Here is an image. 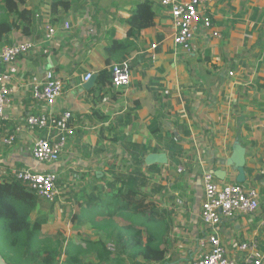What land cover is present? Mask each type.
Returning <instances> with one entry per match:
<instances>
[{
  "label": "crops",
  "instance_id": "0c3cea01",
  "mask_svg": "<svg viewBox=\"0 0 264 264\" xmlns=\"http://www.w3.org/2000/svg\"><path fill=\"white\" fill-rule=\"evenodd\" d=\"M69 1L72 9L64 12L59 8L57 13H52L51 10L53 0L33 2L27 7L34 10L39 17H36L32 33L24 35L18 31L10 37V40L14 39V41L41 38L45 32L44 25L47 23H53L62 29L55 45L35 49L12 65L14 80L18 86L11 109L14 121L3 125L0 145L3 146L2 140L13 131L15 126L23 122L22 114L29 113L33 100V83L41 82L47 72H52L55 78L64 82L66 86L63 97L58 100L54 108V113L71 112L72 126L75 130V135L69 141L60 163L52 171L59 174L60 188V175L67 178L68 168L74 167L72 169L79 171L74 177H85L87 186H76L72 190L77 195L94 196L90 205L83 204L81 199L71 203L72 226H76L85 216L82 211L92 209L90 226L105 230L109 221L105 203L110 200L107 193L110 191L108 184L113 181V173L128 174L135 169L132 154L125 149L130 147L131 142L147 147L146 159L150 154H155L153 152L155 148L159 149V153L166 154V147L173 140H177L180 153L177 154L176 160L180 165L173 164L175 168L170 169L172 162L166 154L168 163L156 164L158 167L151 170V173L163 174L165 179L171 173L174 174L178 177L177 183L180 185L177 186L178 184L173 182L170 189L176 196L181 194L193 201L189 207V218L181 217L178 220L185 228L182 233L183 241L191 242L196 237L197 241L203 238L206 231L200 219L204 197L203 174L207 171L224 170L226 178L230 177L233 180L232 184H235L237 172L223 164L231 158L234 144L239 142L246 148L247 184L244 185L260 192L261 209L254 216H236L223 222L219 230L220 240L232 254H234V245L257 241L258 253L264 255V176L260 174L264 168L260 169L259 174H255L254 168L250 169L252 156L258 157L263 151H259V146L257 152H254L248 145L252 129L248 127L247 115L255 108L252 103L253 91L239 94L238 86H242L243 82L232 71L229 72L234 75L230 77L232 81H227L229 76H223L221 71L218 75L205 76L183 74L180 71L181 76L177 78L165 72L162 76L158 75L161 70L166 69L164 58L170 57V50L174 52L172 21L168 15L158 10H155V27L144 30L133 39L127 36L129 27L126 21L137 5L136 1ZM218 19L214 15L212 28L198 40L200 47L201 40H208L214 32H218L216 27ZM65 23L70 24L68 32H63ZM112 41L128 47L117 56H108L104 50ZM153 45H157L156 50L152 49ZM173 56H176V53ZM187 56H196V54ZM106 59L111 60V65L116 62H127L131 65L132 83L128 88L116 89L97 85L99 72L106 68ZM90 73L96 76L95 83L89 89H84L85 76ZM100 89L103 90L101 97ZM171 90L174 99L168 104V99L166 100L165 97ZM36 111L45 110L43 106H39ZM262 117L264 120V114ZM45 135L46 133L41 131L26 132L12 147L4 146L12 152L5 157L0 156V179L14 177L13 173L17 169L33 167L34 140ZM37 169L42 170L40 167ZM145 169L147 170L143 167V172ZM90 174H93L98 184L102 185V187L98 186V190L93 189L94 186L90 187L88 182ZM67 194L68 187H65L64 192H60V196L65 195L64 199H66ZM60 203L54 208L55 211H59L58 215L57 213L54 215V218L56 215L58 217L55 219L56 222H60L64 216L62 213L68 211L67 208H60ZM123 218L116 217L114 223L119 227L133 225L137 230L134 222L131 221L135 219H128L130 223ZM106 219V224L102 226L101 222ZM118 220L125 224H120ZM50 238L68 244L64 247V252L70 247L69 245L72 249L88 251L89 242H101L105 244L107 250L110 242L115 243L106 232L85 236L67 234L63 238L56 236ZM197 241L186 246L183 244L178 248L179 253L175 254L170 252L168 254L167 248V264H190L199 258L201 252L198 250ZM108 252L111 254L110 259L103 264H123L121 258L127 259L124 251L119 255H114L109 250ZM64 257L66 258L65 255L62 256ZM97 258L96 251L92 250L85 253L81 260L83 262L86 259L90 261L89 264H98Z\"/></svg>",
  "mask_w": 264,
  "mask_h": 264
},
{
  "label": "built area",
  "instance_id": "2783aa9c",
  "mask_svg": "<svg viewBox=\"0 0 264 264\" xmlns=\"http://www.w3.org/2000/svg\"><path fill=\"white\" fill-rule=\"evenodd\" d=\"M137 3L150 2L154 10L168 15L173 24V49L176 54L195 55L198 52V40L212 28L213 14L211 7L216 0H134ZM39 17L38 15L36 16ZM70 30L65 23L63 32ZM41 38L15 40L12 44H0V122L14 121L11 113L18 86L15 83L12 65L20 58L29 55L35 49H43L57 43L62 31L53 23L44 25ZM218 37L219 33L214 32ZM157 45L152 49L156 50ZM131 66L127 62L114 63L110 66L112 86L116 89L128 88L132 83ZM234 76L233 73H230ZM93 75L85 76L89 82ZM65 84L47 72L41 82L32 85V104L27 115L22 114L23 122L14 127L13 131L2 140V145L12 147L26 132H45L44 137H37L32 147L34 166L14 171V177L43 201L56 204L60 199L59 174L52 171L60 163L61 157L75 135L72 126V113H54V108L65 93ZM43 106V112L36 108ZM45 166L46 171L38 170ZM264 176V170L261 171ZM202 187L204 192L200 219L206 228L203 238L197 241L201 256L190 264H264V255L258 253V242L250 241L234 245L233 251L225 247L219 230L223 222L236 216L250 217L258 214L262 196L253 188L244 184H226L219 180L213 171L203 174ZM108 250L119 255L122 250L116 242Z\"/></svg>",
  "mask_w": 264,
  "mask_h": 264
},
{
  "label": "trees",
  "instance_id": "16d2710c",
  "mask_svg": "<svg viewBox=\"0 0 264 264\" xmlns=\"http://www.w3.org/2000/svg\"><path fill=\"white\" fill-rule=\"evenodd\" d=\"M67 12L72 9L69 0H53L52 13L58 10ZM156 13L153 5L146 1L137 3L130 18L126 21L129 27L128 38H137L144 30L155 27ZM36 14L30 10L25 0H0V44H12L10 40L13 33L21 31L24 35H30L34 28ZM213 20V19H212ZM125 44L112 41L104 50L108 56H117L126 49ZM120 63V62H119ZM106 68L99 72L97 85L112 86L111 60L106 59ZM131 69V68H130ZM103 90L100 89V97ZM6 123L0 122V134ZM132 154L134 171L128 174L113 173V181L108 184L110 200L105 203L109 221L105 226V232L112 238H117L122 252L128 253L132 259H140L148 264H167V251L165 237L168 233V223L164 221L157 211L156 205L141 194L140 189L145 177L143 167L148 171L155 169L156 165L146 166L145 156L148 152L146 146L133 142L130 147H125ZM159 153V149H153ZM178 150L177 140H173L166 147V154L172 164L180 165L176 160ZM259 178L261 176H258ZM178 184L177 186H179ZM177 190V189H176ZM175 190V192H176ZM44 202L35 192L28 189L23 182L15 177L0 179V253L7 264H59L63 255L67 258L65 264H84L82 257L92 250L96 251L98 264L108 262L111 254L105 244L101 242H89L90 250L82 251L67 248L63 252V243L54 241L50 236L42 238L44 226L49 224V216L44 215ZM53 206V205H50ZM53 211L51 209L52 214ZM37 215L34 218V215ZM116 217L135 220L139 230L133 225L119 227L114 223ZM146 235L145 242L140 237Z\"/></svg>",
  "mask_w": 264,
  "mask_h": 264
},
{
  "label": "rangeland",
  "instance_id": "374dc122",
  "mask_svg": "<svg viewBox=\"0 0 264 264\" xmlns=\"http://www.w3.org/2000/svg\"><path fill=\"white\" fill-rule=\"evenodd\" d=\"M37 1L40 0H25L27 6H30L33 2ZM211 9L213 16L215 15L219 18V22L216 21L219 36H212L208 40H201L199 43L201 44V47L198 45L199 50L196 52V56H187L181 52L176 54V56H173L175 52L170 50V57L164 58L166 69L161 70L158 75L162 76L165 72L173 74L177 78L178 76H181L180 71H182L183 74L188 73L190 75L197 76H205L209 74L218 75L221 71L223 72V76H229L227 81H232L230 77L234 76H231L229 72H234L235 76L240 78L242 80L241 82H243L241 83L243 84L242 86H238L239 94H248V91H253L252 103L255 108L249 111V114L247 115L249 118L248 127H251L252 129L250 131V141L248 145H250V150L252 149L254 152H257L256 149L259 146V151H263V153L258 155V157L252 156V159H250V169L254 168L253 170L255 171V174H259L260 169L262 170L264 168V120H262V116L264 114V0H216V3L211 7ZM12 41H14V39ZM173 66H178V68H173ZM169 92L170 93L166 94L165 99H168V104H171V101L174 99V94L172 90ZM11 152L12 151L9 148L0 145V156L3 155L5 157V155H9ZM39 167L42 168V170L48 169L45 166ZM72 168L74 167L68 168L66 174L67 178L61 177L60 175L61 182L59 190L64 192L65 187H68L67 198L64 199L65 195H61L62 199L60 197L59 202L56 204L44 202L43 209L45 211L42 216H49L50 222L44 226L42 238L44 236H56L63 238L67 234H72V236H85L87 234H99L100 232L105 233V230L103 231L90 226L89 220L91 219V214L93 213V211H91L92 209H89V211H82L81 213L85 215L83 217L84 220L82 218L81 221H78L76 226H72L73 218L70 208L73 202L81 199L83 200V204L90 205L92 204L91 198L94 197L93 195L88 194L77 195L75 191L72 190V188L76 186H87L85 177H74V174L79 171H75ZM166 168L168 169L169 167ZM173 168H175V166L170 163V169ZM113 170L116 171L114 168ZM253 170L251 171L253 172ZM133 171L134 170H132V172ZM151 172L152 171H148L146 169L144 170L146 175L143 179L140 192L141 194H145L148 199L156 205L158 213L164 221L168 223V233L165 237L167 243L164 248L166 250L168 248V254L169 252L171 254L179 253L178 248H181L183 244L186 246L189 243L192 244L197 241V237L191 242L183 241L184 239L182 238V233L185 228L178 221L181 217L189 218V207L193 201L188 197L181 196V194L180 196H176L173 190L170 189L173 182H178L177 176H174V174L171 173L170 176L165 179L163 174L152 175L154 173ZM56 173L58 174V172ZM88 182L90 187L94 186L93 189L95 190L99 189L98 186L102 187L101 184H98L93 174H90V181ZM223 182L226 184H232L233 180L230 177H227L223 180ZM94 192L95 191L93 190V193ZM58 203L61 204L60 208L68 209V211H64L62 213L64 216L60 219V222H56L55 220L58 219L57 215L59 211H55L54 208ZM51 209L53 211L52 214H50ZM56 213L57 215L54 218ZM36 216L37 215L35 214L34 218H36ZM135 220L139 222L140 219ZM106 221L107 219L101 222L102 226L106 224ZM128 221L130 222V220ZM131 221L134 223L136 222L134 220ZM118 222L120 224H125L121 220H118ZM135 226V228L139 230V226ZM145 238L146 235H143L139 239L142 243H144ZM111 239H113L117 246L121 248L119 242L116 241L117 238ZM111 243L112 242H110V245ZM67 245L68 244L63 243V252L64 247ZM69 246L71 247V245ZM0 247H2L1 240ZM125 254L127 259L121 258V262L123 264L125 262L126 264H148L142 262L140 259H132L129 257L128 253ZM66 258H61L59 264H65ZM86 259L83 263L89 264L90 261Z\"/></svg>",
  "mask_w": 264,
  "mask_h": 264
},
{
  "label": "water",
  "instance_id": "95a60500",
  "mask_svg": "<svg viewBox=\"0 0 264 264\" xmlns=\"http://www.w3.org/2000/svg\"><path fill=\"white\" fill-rule=\"evenodd\" d=\"M96 76H93L92 79L84 84V89H89L95 83ZM168 163V157L164 153H155L150 154L145 159V164L147 166L153 165H166ZM246 148L243 147L239 142H236L233 147V154L231 158L227 160L224 164L228 168H232L235 172H237L236 183L237 184H245L246 183ZM216 177L219 180H225L226 178V171L224 170H217L214 172ZM0 264H7L3 259V256L0 253Z\"/></svg>",
  "mask_w": 264,
  "mask_h": 264
}]
</instances>
